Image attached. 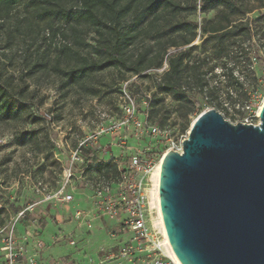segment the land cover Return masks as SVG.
I'll use <instances>...</instances> for the list:
<instances>
[{"label":"rangeland","instance_id":"rangeland-1","mask_svg":"<svg viewBox=\"0 0 264 264\" xmlns=\"http://www.w3.org/2000/svg\"><path fill=\"white\" fill-rule=\"evenodd\" d=\"M188 1L198 3L199 0ZM234 1L251 9L246 14L249 19L264 12V0ZM26 2L22 0L9 17H0L1 80L9 87L19 112L17 119L0 122V264H5L3 238L8 232L10 217L31 205L33 208L26 211L25 217L14 227L16 246L22 249L19 264H152L157 252L163 264H176L163 233L153 170L149 174L146 212L152 238L160 243V251L149 249L151 242L136 236L126 222L129 216L126 211L106 214L100 209L101 198L115 201L121 198L116 185L118 175L110 170L107 175H101L95 169L97 163L107 162H115L121 170L126 169L132 157L146 150L158 162L169 149L167 147H180L187 130H180L174 101L166 96L157 106L158 116L151 115L150 103L144 104V94L150 93L151 97L155 93L154 81L167 64L159 69L149 68L144 72L147 76L110 67L90 75L84 85L64 87L63 77L54 65L60 62L66 67L67 60L57 58L58 49L72 39L61 35L59 28H63L59 23L50 28L47 22L34 17ZM213 16V10L202 13L198 4L191 14L183 12L176 18L201 23ZM91 35L92 32L87 38ZM259 35L264 50L263 29ZM198 42L199 34L192 43ZM141 46L140 40L137 47ZM243 47L251 57L253 74L244 62L240 64L237 75L243 81L241 87L233 91L230 98L217 89L212 95L194 93V98L203 110L209 107L221 110L208 105L209 99L220 107H228L224 117L232 123L254 124L259 122L258 108L264 97V51L253 42H245ZM175 51L170 47L169 52ZM218 72L215 68L205 76L212 83L218 78L213 75ZM85 86L93 87L96 93H89ZM189 86L196 85L190 83ZM124 93L131 97L138 115L148 111V122L158 125L162 134L135 135L132 127L128 131L113 127L124 117ZM194 118L195 115L189 116L190 121ZM32 128L39 131L38 144L16 142L18 134ZM79 144L83 159L88 152H97L90 165L80 161L70 164V153ZM42 164H45L43 170ZM69 168L72 174L68 177ZM63 185L65 193L72 195L70 202L53 197ZM102 189L104 193L98 196L97 191ZM77 210L86 214L81 223L75 218ZM42 220L44 226L40 225ZM70 238L74 245L68 243ZM127 246L131 251L125 256L109 258L110 254L116 255ZM27 257L33 262L23 259Z\"/></svg>","mask_w":264,"mask_h":264},{"label":"trees","instance_id":"trees-1","mask_svg":"<svg viewBox=\"0 0 264 264\" xmlns=\"http://www.w3.org/2000/svg\"><path fill=\"white\" fill-rule=\"evenodd\" d=\"M21 1L0 0V17H9ZM26 1L34 17L47 22L50 28L59 23L63 28L58 27L61 35L72 39L58 49L57 58H65L66 67H62L60 62L54 65L63 77L64 87L84 85L90 75L110 67L147 76L144 72L149 68L159 69L166 63L167 66L154 81L156 91L149 99L150 113L158 116L160 109L157 106L163 103L166 96L170 97L174 101L182 132L192 122L189 116H196L203 110V106L196 104L194 93L212 95L217 89L230 98L231 93L243 83L241 76L237 75L240 64L244 62L253 74L252 60L243 43L253 42L260 51H264L259 35L264 30V12L249 19L246 14L251 9L243 8L234 0H199L198 3L188 0ZM198 4L202 13L213 10L214 18L201 23L176 18L183 12L191 14ZM91 32L93 35L89 39L87 37ZM57 33L52 32L53 35ZM198 34L199 42L192 43ZM168 39L170 42H166ZM140 40L142 46L137 47ZM187 45L189 48L184 49L183 46ZM170 47L176 51L169 52ZM215 68L219 72L213 76L218 78L210 83L205 75ZM190 83L196 86L192 88ZM85 88L91 94L96 93L91 86ZM13 100L0 75V122L15 120L19 116ZM207 104L221 109L223 116L228 113V107H220L211 99ZM38 138L39 131L32 128L22 131L15 140L21 145H32L38 144ZM145 153L151 152L146 150ZM87 154L84 163L90 165L97 152ZM44 166L41 165L42 170ZM95 169L101 175H107L109 170L114 175L119 174L115 162L97 163ZM44 223L42 220L40 225L44 226Z\"/></svg>","mask_w":264,"mask_h":264},{"label":"water","instance_id":"water-1","mask_svg":"<svg viewBox=\"0 0 264 264\" xmlns=\"http://www.w3.org/2000/svg\"><path fill=\"white\" fill-rule=\"evenodd\" d=\"M258 123L215 107L161 157L159 208L180 264H264V101Z\"/></svg>","mask_w":264,"mask_h":264},{"label":"built area","instance_id":"built-area-1","mask_svg":"<svg viewBox=\"0 0 264 264\" xmlns=\"http://www.w3.org/2000/svg\"><path fill=\"white\" fill-rule=\"evenodd\" d=\"M165 68V67H164ZM163 68V69H164ZM125 94L124 105V117L120 122L113 127L123 128L124 131L132 129L136 134L147 133L151 134H162L160 128L156 124L148 122V111L143 112L141 115H138V110L134 105L131 97ZM150 93L144 94V104L149 105ZM103 131V130H102ZM182 141V140H181ZM168 142V140L166 141ZM81 145L70 153L71 155V165L80 161L81 164L84 163V159L81 155ZM181 147V144H180ZM180 147L170 146L168 148L175 149L180 151ZM156 159L153 154L140 153L132 157V161L128 163L126 169L119 168L118 180L116 185L119 189L118 196L121 198L120 201H115L112 198H101L99 207L106 214H118L123 210L128 213V222L129 227L135 232L138 238H141L144 241L151 242V247L149 249L155 251L156 249L160 251V243L156 239L152 238L150 227L148 226L147 218V205H148V195H147V186L149 184V174L153 170V165L155 164ZM68 177L72 174L70 168L68 169ZM108 189H106L107 191ZM104 189L98 190V196H101L104 193ZM53 197L59 201L70 202L72 200V195L70 193H65V185L62 188L54 192ZM33 205L26 207L19 212H17L14 217H10V224L8 225V232L3 238V243L5 246L4 261L5 264H19L21 262L20 257L22 255V249L16 246L14 240V227L20 219L25 217V212L31 210ZM75 218L81 223L84 220L86 214L81 210L75 211ZM88 223V227H89ZM58 240V239H57ZM69 244L74 245V241L70 238L68 240ZM41 245V243H39ZM131 251L129 246L123 247L121 251L116 254H110L109 258L113 257H123L125 254ZM160 253L157 252L152 259V264H163ZM28 259L29 263L33 262L29 257L23 258ZM102 263V262H101Z\"/></svg>","mask_w":264,"mask_h":264},{"label":"bare ground","instance_id":"bare-ground-1","mask_svg":"<svg viewBox=\"0 0 264 264\" xmlns=\"http://www.w3.org/2000/svg\"><path fill=\"white\" fill-rule=\"evenodd\" d=\"M264 101V97L260 103V106L258 108V113L260 112L261 108H262V103ZM167 151V150H166ZM166 154V152L164 153V155ZM160 163H161V159L156 162L154 165H153V176H154V182H156V189H155V195L157 197V206H158V211H160V208H159V197H158V177H159V173H160ZM160 216H161V211H160ZM161 220H162V216H161ZM163 226V224H162ZM163 233H164V237H165V241L167 242V245H168V249L170 251V255L174 258L176 264H180L177 257L173 254L172 252V249H171V246H170V243L169 241H167V236H166V232H165V227H163Z\"/></svg>","mask_w":264,"mask_h":264}]
</instances>
